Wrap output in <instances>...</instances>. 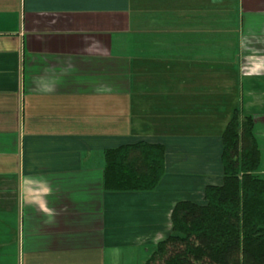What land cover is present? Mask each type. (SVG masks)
Returning <instances> with one entry per match:
<instances>
[{
    "label": "crops",
    "instance_id": "1",
    "mask_svg": "<svg viewBox=\"0 0 264 264\" xmlns=\"http://www.w3.org/2000/svg\"><path fill=\"white\" fill-rule=\"evenodd\" d=\"M162 84L185 124L232 88L264 173V0H0V264H143L175 202L221 183L198 136L170 138L154 190H104V149L160 143L137 120Z\"/></svg>",
    "mask_w": 264,
    "mask_h": 264
},
{
    "label": "trees",
    "instance_id": "2",
    "mask_svg": "<svg viewBox=\"0 0 264 264\" xmlns=\"http://www.w3.org/2000/svg\"><path fill=\"white\" fill-rule=\"evenodd\" d=\"M250 115L234 109L221 135L220 184L201 203L178 200L170 232L143 264H264V177ZM103 188L152 191L165 174V146L137 141L103 150Z\"/></svg>",
    "mask_w": 264,
    "mask_h": 264
},
{
    "label": "rangeland",
    "instance_id": "3",
    "mask_svg": "<svg viewBox=\"0 0 264 264\" xmlns=\"http://www.w3.org/2000/svg\"><path fill=\"white\" fill-rule=\"evenodd\" d=\"M155 80L160 81L161 77H157ZM164 83L167 85V82H164ZM166 87L167 86H164L162 84L160 87L161 91L146 97V99L144 101V102L149 103V104L156 101L160 104V106L162 107L158 111L160 119L159 120L150 119L149 116H147V115H145V119L140 117L139 120H137V130L139 132L140 131L142 132V133H139V135L143 136L145 139H150V137H154V138H156V140L158 139L157 142H160L165 146L166 167L169 168V160H170L169 151H170V147H171L170 138L175 139L174 141L177 144L181 143L182 148L186 147L185 144L190 145V147H191L192 144L193 145H195V144L199 145L201 142H203L201 140V138H196L198 136H213V137H220V139H221L222 132L225 128V125L228 122V119L230 118V116H231V114L235 108L240 109V104L236 100L232 99L235 95L232 92V88H230L229 90H227L225 92V100H226L225 103L224 102L218 103L219 108H209L210 105H208L206 107L207 108V118L203 119L205 122L204 124H202L201 121H198L197 123H192V124H185L184 120L179 118L181 108L175 109L176 118L174 119L175 121L173 120L174 122H172V119H170V117H169V108H168V104H169V102H171V101H169L170 93H167V90H163ZM215 105H217V104H215ZM210 107H213V105ZM152 111L153 110H149L148 108H146V113H150ZM223 114H224V117H223ZM240 115H242V114H240ZM192 118H189L187 120H190ZM252 131H253V128H252ZM253 134H254V131H253ZM191 136H194V137H192L193 140H188L189 142L178 141V140H183L182 137L190 138ZM254 136H255V134H254ZM255 138H256V136H255ZM146 141H151V140H146ZM192 141H193V143H192ZM151 142H153V141H151ZM124 143H127V142H124ZM128 143H130V142H128ZM213 143L215 144V142H212V144ZM257 145H258V143H257ZM261 145H262V148H264V142H261ZM187 159L190 160V158H188L186 156V160ZM207 160L208 159L206 158V161ZM219 168H221L220 165H219ZM212 171L217 172L218 170L215 168ZM259 174L262 177H264V173L260 172ZM196 177H198V176H196ZM202 177L204 180L208 179V178H206L207 175H205V174H203ZM171 181H173V180H171ZM182 192H184V191H182ZM185 194L189 195V193L187 191L185 192ZM190 197H195V196H190ZM183 199H187V198H183ZM196 199H198V198H195V201H199L197 203H201L200 202L201 199L200 200H196ZM152 251H153V249H152Z\"/></svg>",
    "mask_w": 264,
    "mask_h": 264
}]
</instances>
